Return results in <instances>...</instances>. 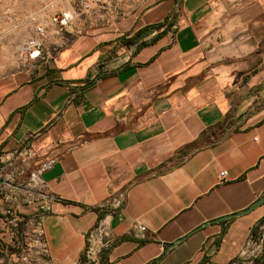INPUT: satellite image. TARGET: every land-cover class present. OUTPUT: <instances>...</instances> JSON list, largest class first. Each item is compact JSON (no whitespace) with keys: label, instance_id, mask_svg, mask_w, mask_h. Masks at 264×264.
<instances>
[{"label":"crops","instance_id":"obj_1","mask_svg":"<svg viewBox=\"0 0 264 264\" xmlns=\"http://www.w3.org/2000/svg\"><path fill=\"white\" fill-rule=\"evenodd\" d=\"M66 33L0 77V169L54 198L37 214L53 264H86L102 218L100 264L235 262L264 237V203L215 221L264 198V0H140ZM4 242L0 220V264Z\"/></svg>","mask_w":264,"mask_h":264},{"label":"built area","instance_id":"obj_2","mask_svg":"<svg viewBox=\"0 0 264 264\" xmlns=\"http://www.w3.org/2000/svg\"><path fill=\"white\" fill-rule=\"evenodd\" d=\"M119 3L120 0H75L77 11L60 12L53 16L51 22L56 26L58 33L67 32V28L77 18L84 24L98 22L104 19L105 13L113 12ZM37 35L44 37L42 27L37 28ZM41 47L39 41H31L23 46L22 50L28 52L30 60L37 62L46 58L42 55ZM9 165L14 167V161H9ZM15 172L19 174L20 170L16 168ZM226 177V171L220 172L219 182H224ZM0 198L3 202L0 207V220L5 238L2 264H53L43 224L39 219L41 216L37 214L47 211L54 198L46 194V186L39 173L30 175L26 182H19L11 170L0 169ZM19 207H32L35 213H21ZM110 242L109 223L106 218H102L87 234L85 263L100 264L102 253ZM263 258L264 237L251 236L238 259L231 264H260Z\"/></svg>","mask_w":264,"mask_h":264},{"label":"rangeland","instance_id":"obj_3","mask_svg":"<svg viewBox=\"0 0 264 264\" xmlns=\"http://www.w3.org/2000/svg\"><path fill=\"white\" fill-rule=\"evenodd\" d=\"M139 1L120 0L113 11L116 19L125 17L136 8ZM68 10L77 11L75 0H0V77L15 72L33 71L36 62L29 59L26 50H22L31 41L41 43L43 56L55 53L60 46L53 43L56 37L54 32L57 30L51 19ZM39 27L44 29L45 35L42 38L37 35ZM58 35L63 37L62 41L68 38L65 31Z\"/></svg>","mask_w":264,"mask_h":264},{"label":"trees","instance_id":"obj_4","mask_svg":"<svg viewBox=\"0 0 264 264\" xmlns=\"http://www.w3.org/2000/svg\"><path fill=\"white\" fill-rule=\"evenodd\" d=\"M162 25H163V23L155 24L152 26H147L142 31H138L128 38H122L120 40V43L126 47L133 45L134 43H136L138 41V39L141 37L142 33H144L145 31H148L149 29L160 28ZM143 44H144V42H142L140 45H143ZM260 264H264V258Z\"/></svg>","mask_w":264,"mask_h":264},{"label":"water","instance_id":"obj_5","mask_svg":"<svg viewBox=\"0 0 264 264\" xmlns=\"http://www.w3.org/2000/svg\"><path fill=\"white\" fill-rule=\"evenodd\" d=\"M180 2H181V0H178V6H179ZM263 203H264V198H261V199L255 201V202H254L249 208H247L246 210H244V211H242V212H239V213H236V214H232V215H229V216L222 217V218H220V219H218V220H215V221H216V222H219V221L229 220V219H232V218H235V217H240V216H242V215H245V214L251 212L256 206H258V205H260V204H263ZM210 223H211V222H209V223H207V224H205V225H208V224H210ZM198 229H199V228H198ZM189 235H191V234H188L187 236H189ZM187 236H185V237H183L182 239H180V240L178 241V243L182 242ZM171 247H174V245L171 246Z\"/></svg>","mask_w":264,"mask_h":264}]
</instances>
